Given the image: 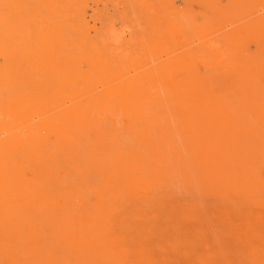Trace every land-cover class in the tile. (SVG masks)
I'll return each mask as SVG.
<instances>
[{
    "label": "rangeland",
    "instance_id": "1",
    "mask_svg": "<svg viewBox=\"0 0 264 264\" xmlns=\"http://www.w3.org/2000/svg\"><path fill=\"white\" fill-rule=\"evenodd\" d=\"M0 241L264 264V0H0Z\"/></svg>",
    "mask_w": 264,
    "mask_h": 264
},
{
    "label": "bare ground",
    "instance_id": "2",
    "mask_svg": "<svg viewBox=\"0 0 264 264\" xmlns=\"http://www.w3.org/2000/svg\"><path fill=\"white\" fill-rule=\"evenodd\" d=\"M93 52V51H92ZM83 101V100H82ZM85 101V100H84ZM2 105V104H1ZM212 133V132H211ZM4 135H5V133H3ZM2 134V135H3ZM229 138V137H228ZM255 138V137H254ZM107 139V138H106ZM110 140V139H109ZM109 140H108V142H109ZM215 140V139H214ZM179 141V140H178ZM216 141V140H215ZM112 142V141H111ZM117 142V141H116ZM89 146V145H88ZM85 149V148H84ZM89 149V148H88ZM91 149H92V147H91ZM99 151V150H98ZM96 152V151H95ZM256 154V153H255ZM255 156V155H254ZM114 162V161H113ZM174 165V164H173ZM182 165H184V164H182ZM178 167V166H177ZM168 169V168H167ZM173 169H175V168H173ZM178 169V168H177ZM30 170V169H29ZM44 170V169H43ZM42 170V171H43ZM37 172V171H36ZM10 173V172H9ZM15 174V173H14ZM183 174V173H182ZM52 176V175H51ZM5 177V176H4ZM123 177V176H122ZM120 178V177H119ZM121 179V178H120ZM175 179V178H174ZM113 180V179H112ZM55 182V181H54ZM11 185H14V184H11ZM16 185V184H15ZM205 185V184H204ZM15 187V186H14ZM61 188V187H60ZM65 190V189H64ZM9 192V191H8ZM164 196H165V194H164ZM263 196V195H262ZM62 197V196H61ZM98 197V196H97ZM167 200V199H166ZM81 201H82V199H81ZM92 202V201H91ZM3 205V204H2ZM87 205H89V204H87ZM109 205V204H108ZM171 205V204H170ZM109 207V206H108ZM204 207V206H203ZM208 217V216H207ZM1 242V241H0ZM69 242H71V241H69ZM79 242V241H78ZM77 242V243H78ZM122 242V241H121ZM75 243V242H74ZM99 244V243H98ZM0 245H2V243H0ZM15 244H13L11 241H7L6 242V244L5 245H3V246H0V252L5 248V246H7V247H12V246H14ZM75 246V245H74ZM86 246V245H85ZM110 246V245H109ZM87 247V246H86ZM81 248V247H80ZM82 249V248H81ZM84 249V248H83ZM89 249V248H88ZM83 256H85V255H83ZM92 257V256H91ZM112 257H114V256H112ZM112 257H111V259H112ZM0 258H1V256H0ZM89 259H90V257H89ZM110 259V260H111ZM114 259H115V257H114ZM116 260V259H115ZM21 261L24 263V264H28L27 263V261L25 260V259H20L19 257H18V254H17V252L15 251V254H11L10 256H9V258H8V261H7V264H21ZM80 261V260H79ZM116 261H118L119 262V260H116ZM135 261V260H134ZM91 262V261H90ZM0 263L1 264H5L4 262H2L1 260H0ZM83 263V262H82ZM92 263V262H91ZM29 264H35L33 261H30V263Z\"/></svg>",
    "mask_w": 264,
    "mask_h": 264
}]
</instances>
